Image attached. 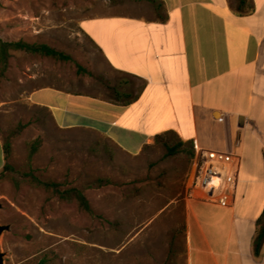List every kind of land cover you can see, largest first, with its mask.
Segmentation results:
<instances>
[{
    "label": "crops",
    "instance_id": "1",
    "mask_svg": "<svg viewBox=\"0 0 264 264\" xmlns=\"http://www.w3.org/2000/svg\"><path fill=\"white\" fill-rule=\"evenodd\" d=\"M94 8L106 13L82 19L80 30L108 72L126 79L113 88L97 84L96 93L46 85L27 100L57 128L95 131L130 155L166 132L239 154L231 208L186 202V264H264V245L255 251L264 213V0H126ZM129 79L140 84L133 97ZM5 164L0 133V172Z\"/></svg>",
    "mask_w": 264,
    "mask_h": 264
},
{
    "label": "rangeland",
    "instance_id": "2",
    "mask_svg": "<svg viewBox=\"0 0 264 264\" xmlns=\"http://www.w3.org/2000/svg\"><path fill=\"white\" fill-rule=\"evenodd\" d=\"M125 1L0 0L1 39L46 44L72 58L15 53L0 82L1 137L26 126L13 140L12 172H0V224L10 227L1 238L5 264H186L188 148L168 156L164 141L176 143L171 136L130 155L95 131L57 128L27 100L29 91L46 85L96 93L97 84L113 88L126 79L108 72L79 27L106 13L94 7ZM128 81L133 97L140 84ZM38 138L42 145L28 163V144ZM26 173L81 190L93 213L19 183Z\"/></svg>",
    "mask_w": 264,
    "mask_h": 264
},
{
    "label": "trees",
    "instance_id": "3",
    "mask_svg": "<svg viewBox=\"0 0 264 264\" xmlns=\"http://www.w3.org/2000/svg\"><path fill=\"white\" fill-rule=\"evenodd\" d=\"M15 53H26L39 57L51 58L56 61L70 62L72 58L65 53L58 51L46 44H31L24 40L19 41H5L0 38V82L5 78V75L10 67V61L14 57ZM86 73V72H81ZM139 95L132 98L131 102L137 100ZM25 125H18L15 130L10 131L5 137H2L3 149L5 153L6 164L3 171L12 172V168L9 166L8 161L13 154L14 146L13 140L20 135V133L25 129ZM171 136L176 138V143H171L164 141V146L167 150V155L170 157L179 156L183 153V148H188L190 153L191 164L195 158V146L192 142H185L181 140L174 132H166L157 136L156 140H164ZM42 145V139L38 138L35 141L28 144V163H31L38 153ZM19 183L26 182L33 188L41 189L45 191L49 198L57 197L61 201L66 203L75 204L79 211L86 213L88 215L92 214V206L86 195L77 188L63 189V185L54 180H41L32 173H26L21 179L17 178ZM18 183V184H19ZM261 225L256 241H255V251L260 252L264 245V213L262 218L259 220ZM42 262H46L45 259Z\"/></svg>",
    "mask_w": 264,
    "mask_h": 264
},
{
    "label": "built area",
    "instance_id": "4",
    "mask_svg": "<svg viewBox=\"0 0 264 264\" xmlns=\"http://www.w3.org/2000/svg\"><path fill=\"white\" fill-rule=\"evenodd\" d=\"M242 167L236 152L215 151L195 146V158L186 182L188 199L231 208Z\"/></svg>",
    "mask_w": 264,
    "mask_h": 264
},
{
    "label": "water",
    "instance_id": "5",
    "mask_svg": "<svg viewBox=\"0 0 264 264\" xmlns=\"http://www.w3.org/2000/svg\"><path fill=\"white\" fill-rule=\"evenodd\" d=\"M2 209V205L0 204V210ZM10 230L9 226H4L0 224V264H5V254L2 251L1 247V238L3 234Z\"/></svg>",
    "mask_w": 264,
    "mask_h": 264
}]
</instances>
